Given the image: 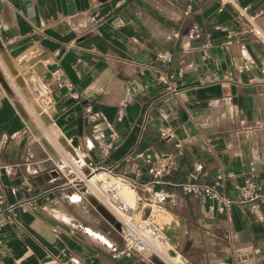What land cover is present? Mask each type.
Here are the masks:
<instances>
[{"label": "crops", "instance_id": "obj_1", "mask_svg": "<svg viewBox=\"0 0 264 264\" xmlns=\"http://www.w3.org/2000/svg\"><path fill=\"white\" fill-rule=\"evenodd\" d=\"M219 6L218 0H0V57L15 71L13 88L0 61L2 84L12 92L0 79V221L6 206L15 211L12 221L0 223V264H147L114 255L122 247L119 229L89 200L86 165L112 166L109 175L127 183L153 218L144 156L154 163L176 151V142L182 143L177 165L163 177L176 204L156 207L171 253L184 264H264V202L258 215L248 205L217 212L177 186L200 167L198 181L220 178V189L234 196L253 168L264 188V45L249 35L240 38L243 51L224 47L246 22L240 13L264 34V0ZM163 51L171 53L168 62L157 58ZM246 58L250 68L238 71ZM12 60H23L25 74ZM34 75L50 88L52 128L48 140L37 133L41 145L28 141V127L36 131L31 107L8 98Z\"/></svg>", "mask_w": 264, "mask_h": 264}, {"label": "built area", "instance_id": "obj_2", "mask_svg": "<svg viewBox=\"0 0 264 264\" xmlns=\"http://www.w3.org/2000/svg\"><path fill=\"white\" fill-rule=\"evenodd\" d=\"M220 2L219 9L225 2L230 0H218ZM245 7L241 10L245 11ZM246 22L238 33L229 34L224 42V47H229L233 44L238 45L240 50L245 49V43L240 40L241 36L252 35L254 39L258 40L264 45V34L259 26L251 23L244 14L240 13ZM254 19L250 16V20ZM175 34V33H174ZM157 58L163 62H168L171 59L169 51H163ZM251 60H246L236 66L238 71H243L250 68ZM163 82L167 78L160 76ZM33 85L38 94L49 95L50 88L47 82L39 77L33 80ZM67 86H71L69 83ZM170 90V86H167ZM160 137L162 139L170 138V129L168 126L160 128ZM180 142L175 143L176 151H168L163 154L156 162H152L149 154L145 155V161L148 165L147 173L151 179L148 183H143L144 188L150 192L148 202L156 207L163 206L166 202L170 205L176 204V196L174 193L168 191L163 187V177L167 175L176 165L177 158L180 154ZM76 155H74L75 162L81 160L82 156L77 154V147L73 148ZM143 154L137 153L136 156L140 157ZM72 164L77 167L72 161ZM86 167L92 171L87 176L86 182H89L91 175L96 169L91 162H88ZM96 171H103L107 174L113 173L112 166L102 165ZM200 167L191 170L184 178L183 181L177 184L178 188L183 194L195 195L201 199L202 202L208 203V208L217 212H224L231 209L233 205H248L249 211L252 214L258 215L260 213L259 205L264 202V188L255 179L254 169L251 168L248 176L244 179L243 183L236 186V194L231 196L225 191L221 190L222 183L217 179L212 184L202 183L198 181ZM158 185V188L152 189L150 186ZM93 191L99 195L100 203L104 205L114 216L115 220L119 223V233L122 239V247L115 252V256H135L147 264H179L172 258V248L167 243L166 235L160 226L155 223L149 214V207L139 202H130L126 197L119 195L118 191L112 187L106 186L102 190L93 185ZM148 209V211H146ZM15 215L14 206L8 205L3 210V220L12 221ZM0 221V223H1ZM170 250V251H169ZM184 264V263H181Z\"/></svg>", "mask_w": 264, "mask_h": 264}, {"label": "rangeland", "instance_id": "obj_3", "mask_svg": "<svg viewBox=\"0 0 264 264\" xmlns=\"http://www.w3.org/2000/svg\"><path fill=\"white\" fill-rule=\"evenodd\" d=\"M7 57L5 56H2L0 57V61L4 64V67L6 70L7 67L6 66H10L8 64H6V60ZM8 60V59H7ZM23 60H12V63L13 65L15 66L17 72L19 74H25L24 71L22 69H20V63L25 65V63H22ZM11 67V66H10ZM13 69V68H12ZM13 74H14V70L11 71ZM7 73L6 72V76L9 80V82L11 83V86H13V79L12 77L14 78L13 75H11L12 73ZM2 79H4L3 75L0 74ZM18 78V77H17ZM16 78V80H17ZM36 78V75L34 76H28V77H25V84H23V87L20 89V92H17V90L15 89V91L13 92V95H10L8 98L9 99H15V100H18V101H21L23 102L25 105H29V107H31V113H30V118L34 121L35 125H36V131H32L29 127H28V136H29V139L28 141L31 143V144H37V145H41V143L38 141L40 139V136H43V140H48L46 139V136L45 135V132L49 130V128H52V124L50 122V117L48 115V107H47V102H48V95H42V94H38L34 85H33V80ZM4 81L6 82V80L4 79ZM18 82V81H17ZM20 83V82H18ZM14 88V86H13ZM7 91L10 90L9 87L8 89H6ZM19 103V102H18ZM21 104V103H20ZM42 114L46 115L48 117V120L44 122V120L41 118ZM40 118V119H38ZM37 133H39L40 136L37 135ZM45 136V137H44ZM51 137H54L56 138L55 140L58 142V139H57V136H56V132L53 130V132H51ZM38 138V139H37ZM48 142V141H47ZM49 143V142H48ZM62 146L65 145L64 142H62L61 144ZM53 154H54V157L55 158H60L59 155H58V152L54 149V151H52ZM65 152V151H64ZM68 155V154H67ZM72 158V157H71ZM61 163V162H60ZM77 165L80 164V162H75ZM73 167H67V170H73L72 169ZM96 171H94L93 173L95 174ZM97 173V172H96ZM117 180V179H116ZM112 181V180H111ZM111 182L109 183L108 186L111 187ZM101 187L103 186H98L97 188L100 189ZM113 188V186H112ZM116 189V188H114ZM118 191V189H117ZM119 195L123 196V194H121V192H118ZM92 196V195H91ZM93 200L97 201V203H100L98 202V200L96 199V195L93 193V197H91ZM138 201V200H137ZM132 203H136L135 201H130ZM154 207V205H152ZM156 208V207H155ZM167 218V216H166ZM152 220H154L162 230L164 231H168L163 225L162 223L159 221L158 218L154 217V218H151ZM169 235L167 234L166 235V240H167V243L170 244V238L168 237ZM170 251V250H169ZM179 256V257H178ZM174 257V258H173ZM172 258L176 261V262H179L181 264V256L177 253H172Z\"/></svg>", "mask_w": 264, "mask_h": 264}, {"label": "bare ground", "instance_id": "obj_4", "mask_svg": "<svg viewBox=\"0 0 264 264\" xmlns=\"http://www.w3.org/2000/svg\"><path fill=\"white\" fill-rule=\"evenodd\" d=\"M7 62H6V64H8V65H10V62L7 60V59H5ZM12 65V64H11ZM10 65V66H11ZM8 67V66H6L7 67V72H11L13 69V67L11 66V67ZM12 73V72H11ZM13 74V73H12ZM13 76H14V74H13ZM0 79H1V86L5 89V91L8 93V94H12V92H10V91H7L6 90V88H5V84H6V82L4 81V79H2V77H1V75H0ZM14 81H15V83L19 86V84L17 83V81L18 82H20L21 83V81H20V79L19 78H17V81H16V79H14ZM2 83H4V85L2 84ZM16 104V103H15ZM16 107H18V109H19V112L22 114V116L24 117V118H26V119H28V117H27V112H26V110H25V108L23 107V106H21V104H19V103H17V105H16ZM112 180V181H111ZM89 181H90V183H92L93 185H95L96 187H98V186H103V187H101L100 188V190H102L104 187H106V186H108L109 185V183L111 182V187L113 186V188H116V190L118 189V192H121V194H123L124 195V197H126L129 201H135V202H137V195H136V193L133 191V189H131L128 185H127V183H125L124 181H121V180H119V179H117L116 180V178H114V177H112V176H110L109 174H107V173H105V172H97V173H95L93 176H92V178H90L89 179ZM110 187V186H109ZM95 195H96V199H98L99 200V202L101 201V199H100V197H99V195H97L95 192H93ZM92 201L93 202H97V201H95V200H93L92 199ZM107 209V208H106ZM157 208H155L154 207V209L152 210V213H153V218L154 217H156V214L158 213V210H156ZM108 210V209H107ZM109 211V210H108ZM107 211V212H108ZM106 212V211H105ZM106 212V213H107ZM110 212V211H109ZM107 213V217H108V220L110 221V222H112V220H113V216H112V214H111V212L110 213ZM179 257V256H178ZM174 258V257H173ZM180 264V263H179Z\"/></svg>", "mask_w": 264, "mask_h": 264}, {"label": "water", "instance_id": "obj_5", "mask_svg": "<svg viewBox=\"0 0 264 264\" xmlns=\"http://www.w3.org/2000/svg\"><path fill=\"white\" fill-rule=\"evenodd\" d=\"M89 200L93 203V205L96 207V209L103 215V217L109 222V223H111V224H113L116 228H118L119 229V223H118V221H116L115 220V218H114V216H113V220H112V222H110L109 220H108V217H107V213L109 212L107 209H106V207L104 206V205H102L101 203H97V202H93L92 201V198H89ZM107 213H106V212ZM110 213V212H109Z\"/></svg>", "mask_w": 264, "mask_h": 264}]
</instances>
